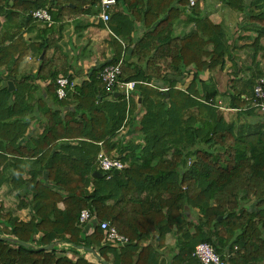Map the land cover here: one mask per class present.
<instances>
[{"label": "trees", "instance_id": "trees-1", "mask_svg": "<svg viewBox=\"0 0 264 264\" xmlns=\"http://www.w3.org/2000/svg\"><path fill=\"white\" fill-rule=\"evenodd\" d=\"M220 1L237 13L248 4V30L255 35L236 33L229 41L197 0H116L120 10L107 21L114 54L104 64L122 59L119 79L135 82L139 108L115 92L99 100L100 67L87 82L89 106L84 89L74 87L67 93L75 99L70 116L41 106L44 124L35 132L30 126L42 100L33 97L29 76L18 75L21 60L29 51L39 60L31 78L45 81L53 98L56 78L70 74L46 57V39L24 40L21 23L36 8H48L57 20L97 11L99 0H0V236L11 238L0 239V264H200L192 256L199 242L218 253L227 247V264H264V111L248 100L264 77V0ZM181 14L192 27L174 35ZM137 27L142 33L131 36ZM221 70L227 73L223 91L215 77ZM220 97L234 110L229 118ZM128 112L137 134L121 145L113 139ZM97 142L125 164L118 173L97 169ZM7 196L14 207L6 205ZM82 209L94 219L80 224ZM20 210H28L26 219ZM101 220L128 242L104 244ZM170 237L174 251L167 259L162 248Z\"/></svg>", "mask_w": 264, "mask_h": 264}, {"label": "crops", "instance_id": "crops-1", "mask_svg": "<svg viewBox=\"0 0 264 264\" xmlns=\"http://www.w3.org/2000/svg\"><path fill=\"white\" fill-rule=\"evenodd\" d=\"M197 1L201 14L208 17L212 22L220 24L228 36L229 41L236 33V36L255 35L254 31L248 30L250 24L248 23V16L246 12L250 11L251 8L248 7V4L245 11L237 13L220 0ZM96 9L97 11L91 9L89 12H78L76 14L66 15L57 20L52 18V23L50 25L41 21H34L32 19H29L28 22L23 20L20 27V33L24 40H27L30 43H40L44 39L48 41L47 45H49L50 48H48L45 52L46 57H55L58 64L67 70V74L74 75V87L78 90L82 87V90L84 89V92L87 93L82 96V101L86 107L89 106L91 101L92 86L87 85L88 80H90L89 76L91 70L95 69L98 71L99 68L104 65L105 62L109 61L114 54V50L110 44V38L114 34L107 24L109 19L107 21H103L99 16V8ZM117 10H120V6L113 5L109 9V17H111L112 13ZM3 20L4 18L0 17V21L2 22ZM191 27L192 24L188 22L187 16L181 14L175 22L173 34L182 35L187 33ZM15 29V24L8 27L9 33ZM141 33L142 30L137 27L135 31L131 33V36L135 34L139 35ZM122 43L125 44L127 41L123 40ZM129 47L133 49V45H130ZM56 50L60 53L61 57H59V55L54 56ZM40 57H42V55ZM38 66L39 60H37L32 52L29 51L28 54L23 57L17 69L19 76H29L28 80L31 83L30 85L33 88L32 90L34 91L33 97H38L42 100H39L40 102H38L39 107L36 108V115L30 126V130L35 132H39L44 124V118L41 117V106L45 108L51 107L57 109L61 117H64L67 114L70 116L75 107V99L71 93L63 99L53 98L46 92L45 81L40 79L32 80L31 77L36 73ZM188 82L189 79L187 78L181 87L184 88ZM96 87L99 89V94H101L99 100H111L110 95L104 94V90L100 82L97 83ZM131 99L137 100L138 109L140 105V97L138 96L135 88ZM137 115H139V113ZM133 118L134 117L128 112L117 136L113 139L114 141H117L118 144H126L129 139L137 134L136 128L134 131H132L131 128L134 120L136 122V117L134 119ZM135 142H139V140H136ZM96 146L98 147L97 153L103 151L101 142H97ZM86 152L88 156L89 154L92 155L94 153L91 147L89 149V145L86 147ZM111 153L113 154L114 152ZM167 244V247L162 248V250L165 253L164 257L169 259L168 257H170L174 251V239L170 237L167 240ZM235 250L236 248L234 246L233 251ZM230 252L231 251L227 250V247H224L221 254H230Z\"/></svg>", "mask_w": 264, "mask_h": 264}, {"label": "built area", "instance_id": "built-area-1", "mask_svg": "<svg viewBox=\"0 0 264 264\" xmlns=\"http://www.w3.org/2000/svg\"><path fill=\"white\" fill-rule=\"evenodd\" d=\"M195 0H189V4H193ZM116 0H99V16L103 21L109 19V9L115 5ZM31 18L34 21H41L50 25L52 18L48 8L40 7L33 9L29 12ZM122 59H119L116 63H107L101 66L98 71L97 78L107 94L118 92L122 94L127 104L134 91V81H124L119 79L121 72L120 65ZM56 84V96L59 99L65 98L69 91H72L74 83V75H60L55 80ZM161 89H167L161 88ZM252 106H257L260 110L264 111V77H260L256 80L253 87V95L248 98ZM97 169L103 172H109L114 170H121L125 164L116 157H110L103 151H100L96 155ZM109 175H107L108 177ZM94 219V215L89 212L88 209H82L79 213L78 222L85 224ZM100 229L103 232L102 242L112 247H119L128 242V237L120 232L110 224L108 220H101L98 222ZM192 256L200 264H227L226 259L229 254H221L216 252L213 247L207 242H199L194 246Z\"/></svg>", "mask_w": 264, "mask_h": 264}, {"label": "rangeland", "instance_id": "rangeland-1", "mask_svg": "<svg viewBox=\"0 0 264 264\" xmlns=\"http://www.w3.org/2000/svg\"><path fill=\"white\" fill-rule=\"evenodd\" d=\"M215 77H216V80H217L218 88L221 89L220 91H223L225 89V86H226V83H227L226 70L217 71ZM226 103H228V98L227 97L217 98V104H218L219 108L224 111V116L226 118H229L231 113H233L234 110L232 108H230L229 106H227ZM0 194H2V193H0ZM7 197H9V196H7ZM8 199L9 200L7 201L6 205H9L10 208L14 207L12 205V197L10 196ZM17 214L21 218H25L26 219V216L28 214V210H20L19 212H17ZM90 259H92V257Z\"/></svg>", "mask_w": 264, "mask_h": 264}, {"label": "water", "instance_id": "water-1", "mask_svg": "<svg viewBox=\"0 0 264 264\" xmlns=\"http://www.w3.org/2000/svg\"><path fill=\"white\" fill-rule=\"evenodd\" d=\"M131 47H129L128 49H127V51H126V54H125V58H128V56H129V54H130V52H131ZM7 84L9 85V89H11L12 88V82L11 81H7ZM161 90V92L163 93V94H165V97H167V95H168V93H167V89H160ZM118 95V93L117 92H115L114 93V96H117ZM114 173H118V171L117 170H114L113 171ZM93 175L94 176H96V175H98V176H100L101 174L99 173V171H97V170H95L94 172H93ZM0 239H6V240H11V238H9V237H2V236H0ZM21 243V245H23V246H29V244L28 243H26V242H20ZM57 243L56 242H53V243H51V244H47V245H44V246H40L39 247V249H43V250H46V249H50V248H52L54 245H56ZM78 248L79 249H82V250H86V251H89V252H91L92 254H94L95 255V257L97 258V259H100L99 257H98V255L91 249V248H87V247H84V246H78ZM103 264H108L107 262H105V261H103Z\"/></svg>", "mask_w": 264, "mask_h": 264}]
</instances>
